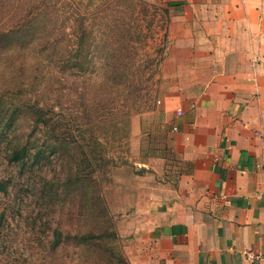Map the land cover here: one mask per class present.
Masks as SVG:
<instances>
[{
	"label": "rangeland",
	"instance_id": "obj_1",
	"mask_svg": "<svg viewBox=\"0 0 264 264\" xmlns=\"http://www.w3.org/2000/svg\"><path fill=\"white\" fill-rule=\"evenodd\" d=\"M165 2L0 0V30L32 26L0 35V264H134L142 190L168 175L164 101L205 76ZM70 48L78 65L46 58Z\"/></svg>",
	"mask_w": 264,
	"mask_h": 264
},
{
	"label": "crops",
	"instance_id": "obj_2",
	"mask_svg": "<svg viewBox=\"0 0 264 264\" xmlns=\"http://www.w3.org/2000/svg\"><path fill=\"white\" fill-rule=\"evenodd\" d=\"M164 7L170 42L191 46L200 61L193 67L205 76L180 86L197 94L164 101L168 175L142 190L129 257L264 264L247 255H264V0H166Z\"/></svg>",
	"mask_w": 264,
	"mask_h": 264
},
{
	"label": "trees",
	"instance_id": "obj_3",
	"mask_svg": "<svg viewBox=\"0 0 264 264\" xmlns=\"http://www.w3.org/2000/svg\"><path fill=\"white\" fill-rule=\"evenodd\" d=\"M31 28H32V26L30 25V23H26V22H22V23H20L18 26H14V28H13V26L12 27H9V28H3L2 30H0V35L2 36V35H4V32H9L10 34H12V33H15V34H18V36H20V35H22L23 33H26V32H30V30H31ZM73 29H74V33H76L75 31H76V29L74 28V26H73ZM75 35V34H74ZM73 35V36H74ZM15 37H17V36H15ZM74 39V40H73ZM49 43L51 42V44L52 45H55L56 43H59V40L57 39V38H55V39H53V40H51V41H48ZM76 44V40H75V38H71L70 39V42H69V45L70 46H73V45H75ZM70 50V52L69 53H66V54H62V56L61 57H59L58 55H46V58L48 59V61L49 62H52L53 63V61H55V62H57V63H60V64H62V63H64L65 62V60H68V59H66V58H68V57H74V61H73V58H71L70 60L72 61L71 63V65L72 66H75V65H78V63L80 62L79 60L80 59H78V61L76 62L75 61V56H73L72 54H71V52H72V48H70L69 49ZM123 76V74H114L112 77L113 78H118V77H122ZM0 104L2 105V102L0 101ZM6 106H3L2 108H5ZM0 112L1 113H3L4 111L3 110H0ZM5 112H7V111H5ZM5 112L3 113V116H6V114H5ZM12 113H15V111H13ZM11 113V114H12ZM55 125H56V123H54ZM52 129H54L56 132H61V130H59L58 129V127L56 126V127H52ZM66 133V132H65ZM70 135V134H69ZM25 145H27V144H25ZM25 145L23 146H21L22 147V152L21 153H23V154H26V150H25ZM20 147L19 146H17L16 147V149H13L12 150V152L11 153H7V155H8V158L10 159V160H20L23 156L21 155V156H19V153H20ZM97 159H98V157H97ZM100 160H101V156H100ZM83 162H90V164L92 163V159H91V157H89L88 155H87V153H86V150H84L83 149V160H82ZM97 166H104L105 165V161H103V162H101V163H98V164H96ZM84 170H86L85 169V166H84ZM96 171V168L94 167L93 169H91V171H90V173L91 174H93L94 172ZM2 179H0V188H3V186H2ZM83 242H85V241H83Z\"/></svg>",
	"mask_w": 264,
	"mask_h": 264
},
{
	"label": "built area",
	"instance_id": "obj_4",
	"mask_svg": "<svg viewBox=\"0 0 264 264\" xmlns=\"http://www.w3.org/2000/svg\"><path fill=\"white\" fill-rule=\"evenodd\" d=\"M178 114H182V110H181V109L178 110ZM247 255H248V257L251 258V259H262V260H264V255L256 256V255H255L254 253H252V252H248Z\"/></svg>",
	"mask_w": 264,
	"mask_h": 264
}]
</instances>
